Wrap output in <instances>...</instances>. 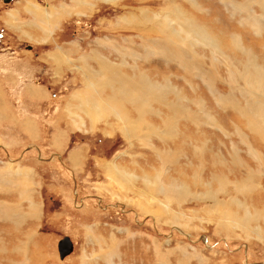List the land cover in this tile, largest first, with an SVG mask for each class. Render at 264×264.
Here are the masks:
<instances>
[{
	"label": "rangeland",
	"instance_id": "1",
	"mask_svg": "<svg viewBox=\"0 0 264 264\" xmlns=\"http://www.w3.org/2000/svg\"><path fill=\"white\" fill-rule=\"evenodd\" d=\"M90 1L73 14L70 0H0V264H264V86L236 77L251 61L264 84V0ZM26 3L59 10L50 29ZM100 60L145 73L166 105L120 104L119 120L93 89Z\"/></svg>",
	"mask_w": 264,
	"mask_h": 264
},
{
	"label": "bare ground",
	"instance_id": "2",
	"mask_svg": "<svg viewBox=\"0 0 264 264\" xmlns=\"http://www.w3.org/2000/svg\"><path fill=\"white\" fill-rule=\"evenodd\" d=\"M111 1V0H110ZM186 1V0H185ZM70 2L73 4V8L71 9V13L73 12V14H79V13H81L82 11H90L91 10V8H92V3H91V1L90 0H70ZM190 4H192L193 2L191 1V0H189L188 1ZM199 5V4H198ZM25 7V9H24V11L25 12H27L28 13V11H29V14H31L32 16H33V18H34V21L36 22V23H38V22H42V20L46 23V29H50L51 28V24H52V21L51 20H53V18H54V16L56 17L57 15H58V9L57 8H51V7H45V8H42V7H38L36 4H31V5H29V3H26L25 5H24ZM29 6H31V7H29ZM60 6V5H59ZM33 7V8H32ZM196 7V6H195ZM200 7V6H199ZM61 8V7H60ZM47 9H49V12L47 11ZM57 9V10H56ZM63 11H64V13H68V14H71V13H69L68 12V10L70 9V8H68V9H66V7L63 5ZM56 10V11H55ZM171 13H170V15L172 16V14H173V16H175L176 18H177V24L180 26V29H179V31H182V32H189V34L190 35H193L196 39H200V38H202V36H201V34H202V31L201 32H197V30L199 31L200 29H198V28H196V31H194L193 29H191L190 30V26H189V28L188 27H186V29H188L189 31H186V29L184 30V29H182L183 27L185 28V24L186 25H189V23L188 22H190L189 20H187L186 19V16L185 17H183L182 15H184L183 13H182V15H180L179 13H177V11H179V10H177V8L175 7L173 10H169ZM179 12H181V11H179ZM57 13V14H56ZM166 14H169V12H166ZM179 14V15H178ZM45 17V18H44ZM181 17V18H180ZM11 18H13V17H11ZM51 18V19H50ZM146 18V17H145ZM171 18V17H170ZM176 18H175V20H176ZM50 19V20H49ZM131 16H129V19L128 18H126V19H124L123 18V21L124 22H131ZM161 19V23H159V24H155L154 26H155V28L156 29H159V31H163L164 33H166V32H168V31H170L171 33H173L172 34V36L174 37V39L172 38V40L175 42V41H177V40H175V36H174V34H176L177 35V32H176V30H174V28L173 29H171V27L170 26H168L167 24H165V23H163V21H164V19H165V21L166 20H168L165 16L163 17V19L162 18H160ZM180 19H182V20H180ZM55 21V20H54ZM149 21V20H148ZM173 21V20H172ZM172 21H169L170 23L172 22ZM167 22V21H166ZM145 23V22H144ZM149 23V22H148ZM164 25H163V24ZM168 23V22H167ZM176 23V22H175ZM192 23V22H191ZM57 24V23H56ZM53 25H55V24H53ZM57 26V25H56ZM183 26V27H182ZM53 27V26H52ZM194 28H195V26H194ZM178 31V30H177ZM51 32V31H50ZM163 35H165V34H163ZM170 35V34H169ZM186 35V34H185ZM187 37H188V35H186ZM189 38L190 39H192L190 36H189ZM176 39H177V37H176ZM196 39H192L191 41H192V43L194 42V40H196ZM167 40H169V39H166V41ZM171 40V39H170ZM189 40V39H188ZM202 40H203V38H202ZM129 42V41H128ZM173 42V43H174ZM104 43V42H103ZM172 43V44H173ZM180 43V42H179ZM168 44H170V43H168ZM144 46V45H143ZM169 47V46H168ZM110 48V47H109ZM160 50V49H159ZM164 51V50H163ZM160 53H161V51H160ZM165 53H166V51H165ZM136 55V54H135ZM134 55V56H135ZM175 58V57H174ZM197 60H196V62H197V64H198V66L199 67H201L202 66V64L201 65H199L200 63H201V61H199L200 59L199 58H196ZM199 59V60H198ZM175 60H176V58H175ZM194 60H195V57H194ZM195 62V63H196ZM107 63V62H106ZM195 63H193V64H185V66H187L188 67V69H189V71L193 68V66H196L197 64H195ZM254 62H251V61H249L244 67H243V69L240 71V73H238L239 75H237L236 77L238 78V80L239 81H241L245 86H247V88H250L251 90H249V92L251 93V91H253V89H255L256 91L257 90H262V88L261 87H263L264 86V84H260V78L262 77L261 76V72H262V70H260V69H258V67L256 66V65H254L253 64ZM97 66H99V69L97 70L98 71V73L97 74H92V73H90V75H92V76H99V79H100V81H99V83H98V80L99 79H97V81H96V87H93V89H95V91H96V94H101V91H103V89L104 88H108L109 89V91H111L110 93H111V97H109L110 99L108 100L109 101V103H110V111L112 110L113 112V114L120 120H122V119H125V118H123V117H120V114L121 113H123L122 112V107H121V105L120 104H126V103H130V104H133L134 105V112L135 113H139V115H141L142 114V112H148V110H150L151 111V109H149L148 108V103L149 104H151V103H159V104H161V105H166L165 104V102L164 101H162V99L164 98H161V88H159V90L157 89V87L155 86V84L154 83H151L150 82V79H148V77L145 75V73H144V75L143 74H141L142 72H137V74L135 75V76H137L138 78H136V79H134L133 78V81H131L130 80V78L129 79H125V78H123V77H126V76H123V77H120V76H118L117 75V73L115 72V70L113 69V65L111 66L109 63H108V65H106L105 63H103L101 60L100 61H98V65ZM252 67L251 68V70L250 71H248V68L249 67ZM202 68V67H201ZM137 69V68H136ZM195 69V68H194ZM197 69H199V68H197ZM230 69V71H231V68H229ZM201 71V70H200ZM233 72V71H232ZM201 73V72H200ZM227 73H228V71H227ZM229 73H231V72H229ZM237 74V73H236ZM252 74V75H251ZM263 74H264V72H263ZM89 75V76H90ZM231 75V74H230ZM229 75V76H230ZM231 78H233V77H231ZM231 80V79H230ZM231 82V81H230ZM240 83V82H239ZM262 83V82H261ZM91 84V83H90ZM89 84V85H90ZM87 86H88V84H87ZM91 86V85H90ZM244 86V87H245ZM92 87V86H91ZM233 88V87H232ZM30 90V92H32L33 90V92H32V95L34 96V97H36V98H39V97H41L42 95H43V93L40 91V87H35V89L34 88H30L29 89ZM105 90V89H104ZM107 90V89H106ZM168 90V89H167ZM262 91H264V88H263V90ZM241 92V91H240ZM258 92V91H257ZM262 93H264V92H262ZM163 94H164V92H163ZM162 94V95H163ZM174 94V93H173ZM229 95V94H228ZM264 95V94H263ZM46 96V95H45ZM230 96V95H229ZM24 97V96H23ZM256 97V96H255ZM257 97H259V96H257ZM256 97V98H257ZM31 98V97H30ZM224 98V97H223ZM262 98H264V97H262ZM260 99V98H259ZM254 100V99H253ZM253 100H251L250 101V104H249V107H251V106H253V105H257L256 104V102L257 101H253ZM189 101V100H188ZM97 102H99V100H95V101H93V100H91L90 98H87V100L86 101H84L83 102V108H85V110L87 111V112H89V111H91V112H94V116L97 114V115H99L102 111H103V108L97 103ZM104 102H105V100H104ZM233 102V101H232ZM101 103V102H100ZM258 103H260V102H258ZM171 104V103H170ZM170 104H168V106H170ZM119 105V106H118ZM260 105H262V104H260ZM264 105V104H263ZM262 105V106H263ZM82 106V105H81ZM173 106H177V104H173ZM258 106V105H257ZM4 106H2V109L3 110H8V108H7V106L6 107H4ZM248 107V108H249ZM259 107V109H261V106H258ZM7 108V109H6ZM171 108V107H170ZM176 109V108H175ZM184 111V110H183ZM88 115H90L89 113H87ZM186 114V113H185ZM261 114V113H260ZM259 114V115H260ZM258 115V116H259ZM93 116V117H94ZM257 116V117H258ZM89 117H91V116H89ZM92 117V118H93ZM210 117V116H209ZM92 118H90V119H92ZM117 119V120H118ZM139 120V119H138ZM171 121V120H170ZM211 121V120H210ZM135 122V121H134ZM173 123V122H172ZM143 124V123H142ZM164 124H166V123H164ZM125 125V124H124ZM126 125H128V124H126ZM125 125V126H126ZM134 125H136V123H134ZM145 126H147L148 127V125H145ZM171 126V124H169V127ZM255 127V126H254ZM171 129H172V126L170 127ZM170 128H169V131L171 132L172 130H170ZM138 129V128H137ZM255 130V129H254ZM144 131V130H143ZM169 132V133H170ZM173 132V131H172ZM168 133V134H169ZM156 135V131H152V130H148V135ZM156 155H158V154H156ZM168 156V155H167ZM161 158V157H160ZM159 159V158H158ZM162 159V158H161ZM16 164V162L15 163H8V165H7V168L3 171V174H5V175H7V176H9V175H15L16 174V172L18 171V170H14V167H12L13 165H15ZM109 172L112 174L113 173V170H109ZM12 176V177H13ZM128 177V176H127ZM115 177H114V174H112V176H111V179H114ZM4 180H6V178L4 179H2V178H0V183L1 182H3ZM8 180H6V182H7ZM118 183V182H117ZM145 183V182H144ZM156 184V183H155ZM161 187V186H160ZM156 188V187H155ZM154 188V189H155ZM159 188V187H158ZM166 188V187H165ZM151 189V188H150ZM150 189H149V191H150ZM160 189H162V188H160ZM160 189L158 190V191H160ZM179 191V193H180V190H178ZM184 191V190H183ZM152 193H153V191H151ZM157 192V191H156ZM156 192H155V197H156ZM161 192V191H160ZM169 192V191H168ZM163 193H164V190H163ZM170 193V192H169ZM176 192H174V194H175ZM182 193V192H181ZM22 194H24V193H22ZM151 194V193H150ZM159 193H157V195H158ZM160 195V194H159ZM179 195V194H178ZM21 196V195H20ZM151 197V196H150ZM155 197H151L152 198V200H151V202H154V201H156V199H155ZM144 200V199H143ZM150 200V199H149ZM148 200V201H149ZM154 200V201H153ZM158 200V199H157ZM155 203V202H154ZM156 203H157V201H156ZM141 204V203H140ZM147 205V207H148V204H146ZM152 205H153V203H152ZM152 205H150V206H152ZM163 205V204H162ZM143 208H145V207H143ZM147 209V208H146ZM145 210V209H144ZM143 211V210H142ZM149 211V210H148ZM149 213H151V211L149 212ZM153 213V212H152ZM153 214H155V213H153ZM26 239V238H25ZM104 252V251H103ZM109 259V258H108ZM109 264V263H108Z\"/></svg>",
	"mask_w": 264,
	"mask_h": 264
},
{
	"label": "crops",
	"instance_id": "3",
	"mask_svg": "<svg viewBox=\"0 0 264 264\" xmlns=\"http://www.w3.org/2000/svg\"><path fill=\"white\" fill-rule=\"evenodd\" d=\"M7 78H9V77H7ZM22 78V77H21ZM20 78V79H21ZM8 79H6V81H7ZM9 83V82H8ZM17 86L18 85H16V83H14V85H13V87H14V90H13V94H16V92H17ZM35 87H37V85L35 86V85H31V84H25L24 86H23V88H24V91H21V94H20V96L21 97H23L24 96V94H26L27 96H28V98L27 99H30V100H32V99H37V100H40V98H36V97H34L33 95H32V92L34 91H32V92H30V88H34L35 89ZM39 87V86H38ZM0 88H1V82H0ZM40 90H41V87H40ZM24 93V94H23ZM42 93H43V91H42ZM45 93V92H44ZM31 97V98H30ZM18 100V99H17ZM0 105H2V103L0 102ZM7 109V108H6ZM1 115V114H0ZM1 118V117H0ZM4 120H5V118H4ZM10 121H12L11 119H10ZM0 122H1V120H0ZM8 125H9V123H8ZM1 138V137H0ZM16 174H18L17 172H16ZM26 192H28L27 190H25V194H27Z\"/></svg>",
	"mask_w": 264,
	"mask_h": 264
},
{
	"label": "water",
	"instance_id": "4",
	"mask_svg": "<svg viewBox=\"0 0 264 264\" xmlns=\"http://www.w3.org/2000/svg\"><path fill=\"white\" fill-rule=\"evenodd\" d=\"M72 245L67 238H63L58 242L57 250L59 253V258L62 259L64 256L71 252Z\"/></svg>",
	"mask_w": 264,
	"mask_h": 264
},
{
	"label": "flooded vegetation",
	"instance_id": "5",
	"mask_svg": "<svg viewBox=\"0 0 264 264\" xmlns=\"http://www.w3.org/2000/svg\"><path fill=\"white\" fill-rule=\"evenodd\" d=\"M3 1H5V2H11L12 0H3ZM28 50H32V48L31 47H28Z\"/></svg>",
	"mask_w": 264,
	"mask_h": 264
}]
</instances>
